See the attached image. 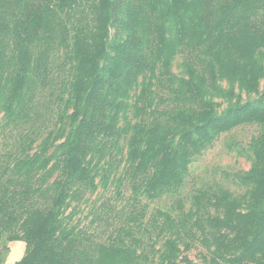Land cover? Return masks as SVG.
I'll use <instances>...</instances> for the list:
<instances>
[{
	"label": "trees",
	"instance_id": "16d2710c",
	"mask_svg": "<svg viewBox=\"0 0 264 264\" xmlns=\"http://www.w3.org/2000/svg\"><path fill=\"white\" fill-rule=\"evenodd\" d=\"M262 82L264 0H0V264H264Z\"/></svg>",
	"mask_w": 264,
	"mask_h": 264
},
{
	"label": "rangeland",
	"instance_id": "374dc122",
	"mask_svg": "<svg viewBox=\"0 0 264 264\" xmlns=\"http://www.w3.org/2000/svg\"><path fill=\"white\" fill-rule=\"evenodd\" d=\"M264 82H262V85ZM255 133V129L250 126L239 128L235 133L230 136H222L215 146L209 149L204 156L195 163L194 173L202 176L206 170L212 169V167L220 165L222 167L227 166L230 171L248 169L250 166L249 161L244 157L236 156L235 153H228L226 148V141L230 138L247 143L250 137ZM229 185V183H227ZM10 251L6 256V260L3 264H14L20 260L25 253V244L23 241H14L9 244Z\"/></svg>",
	"mask_w": 264,
	"mask_h": 264
}]
</instances>
